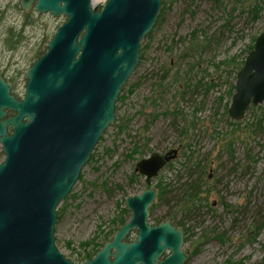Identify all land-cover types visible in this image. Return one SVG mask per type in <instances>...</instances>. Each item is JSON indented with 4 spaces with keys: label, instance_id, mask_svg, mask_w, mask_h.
I'll use <instances>...</instances> for the list:
<instances>
[{
    "label": "rangeland",
    "instance_id": "1",
    "mask_svg": "<svg viewBox=\"0 0 264 264\" xmlns=\"http://www.w3.org/2000/svg\"><path fill=\"white\" fill-rule=\"evenodd\" d=\"M13 21L0 26V75L22 99L36 55L47 52L66 18L43 15L44 27ZM12 33L24 37L17 49ZM262 33L264 0H162L116 123L57 208L55 245L66 259L83 264L80 244L103 247L117 221L131 219L128 198L155 188L149 222L184 231V264H264V103L249 106L241 121L229 115L231 87ZM172 150L177 158L150 184L136 171L142 159ZM4 158L0 147V164Z\"/></svg>",
    "mask_w": 264,
    "mask_h": 264
},
{
    "label": "water",
    "instance_id": "2",
    "mask_svg": "<svg viewBox=\"0 0 264 264\" xmlns=\"http://www.w3.org/2000/svg\"><path fill=\"white\" fill-rule=\"evenodd\" d=\"M25 11L31 0H21ZM162 0H39L36 10L66 17L48 51L28 70L22 99L0 76V264H75L55 245L57 208L71 193L104 132L116 123L117 102L141 59ZM264 103V33L238 73L229 115L241 121ZM177 150L138 162L151 183ZM155 188L127 200L131 219L83 264H184L185 234L149 222ZM136 230L133 241L127 238ZM166 252L169 256L163 258Z\"/></svg>",
    "mask_w": 264,
    "mask_h": 264
},
{
    "label": "flooded vegetation",
    "instance_id": "3",
    "mask_svg": "<svg viewBox=\"0 0 264 264\" xmlns=\"http://www.w3.org/2000/svg\"><path fill=\"white\" fill-rule=\"evenodd\" d=\"M39 0H31L32 7L29 11H25L21 5V0H0V26L4 23V18H11L14 21L13 26H17L19 24V20H22V27H26L27 25H30L31 22L36 24L38 27H44L43 24H40V19L43 15L50 14L45 13L41 14L36 10V6L38 4ZM34 15H37L36 21H31V18L35 17ZM51 15V14H50ZM66 18V17H65ZM67 21V18H66ZM2 76V75H0ZM3 77V76H2ZM7 80V79H6ZM8 81V80H7ZM12 82V81H10ZM13 84V82H12ZM131 241V240H129ZM133 241V240H132Z\"/></svg>",
    "mask_w": 264,
    "mask_h": 264
},
{
    "label": "trees",
    "instance_id": "4",
    "mask_svg": "<svg viewBox=\"0 0 264 264\" xmlns=\"http://www.w3.org/2000/svg\"><path fill=\"white\" fill-rule=\"evenodd\" d=\"M161 14H162V12L160 13V16H161ZM11 37L15 39V41L13 42V44L11 46L13 48H16L17 49L18 45L20 44V42H22V40L24 39V37H23V35L21 33H19V35H16V34H13L12 33L11 34ZM253 49H254V45L249 48V51L251 52ZM46 50L48 51V47H47ZM144 52H145V50L142 51V55H141L142 58L144 57ZM44 54L45 53H38L36 55V60H38ZM231 90H232V93H233L235 91V86H232L231 87ZM119 101L120 102H123L124 101V95L121 98L119 97ZM119 127L121 128V130L123 132L124 131V128H123L124 126H119ZM163 193H164V191H161L159 193V196L162 197ZM117 223H118L119 229H120L123 225H125L127 223V221L121 219V220H118ZM104 245H103V247H104ZM80 246L84 249L83 262H86L87 260H92L96 256V254L103 248V247L100 248V246L96 243L95 240H93L91 242H83V243L80 244ZM88 247H92V252H87L86 251V249Z\"/></svg>",
    "mask_w": 264,
    "mask_h": 264
},
{
    "label": "built area",
    "instance_id": "5",
    "mask_svg": "<svg viewBox=\"0 0 264 264\" xmlns=\"http://www.w3.org/2000/svg\"><path fill=\"white\" fill-rule=\"evenodd\" d=\"M93 1H94V0H93ZM107 1H108V0H102V2L100 1L99 3H96L94 6H99V5L104 6V5L106 4Z\"/></svg>",
    "mask_w": 264,
    "mask_h": 264
},
{
    "label": "bare ground",
    "instance_id": "6",
    "mask_svg": "<svg viewBox=\"0 0 264 264\" xmlns=\"http://www.w3.org/2000/svg\"><path fill=\"white\" fill-rule=\"evenodd\" d=\"M100 1L102 2V0H94L93 5H95L96 3H99Z\"/></svg>",
    "mask_w": 264,
    "mask_h": 264
}]
</instances>
